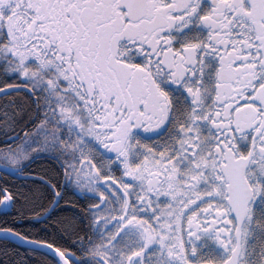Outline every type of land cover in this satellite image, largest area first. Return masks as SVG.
<instances>
[{
  "label": "snow or ice",
  "instance_id": "snow-or-ice-1",
  "mask_svg": "<svg viewBox=\"0 0 264 264\" xmlns=\"http://www.w3.org/2000/svg\"><path fill=\"white\" fill-rule=\"evenodd\" d=\"M0 220L39 264H264V0H0Z\"/></svg>",
  "mask_w": 264,
  "mask_h": 264
},
{
  "label": "trees",
  "instance_id": "trees-1",
  "mask_svg": "<svg viewBox=\"0 0 264 264\" xmlns=\"http://www.w3.org/2000/svg\"><path fill=\"white\" fill-rule=\"evenodd\" d=\"M9 222H11L10 218H9ZM0 223H2V220H0ZM18 252H19V255L14 256V257H8V256L0 255V264H5L6 261H8V264H11V261L13 258H15L16 260H19L21 258H27L30 260V264H39V260L41 259V257L32 256L31 254H28V256H25V249L24 248H20L18 250Z\"/></svg>",
  "mask_w": 264,
  "mask_h": 264
}]
</instances>
